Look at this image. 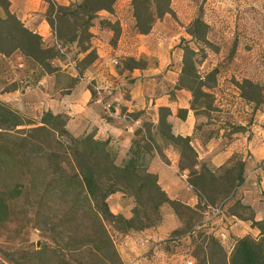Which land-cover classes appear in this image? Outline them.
<instances>
[{
	"label": "trees",
	"instance_id": "1",
	"mask_svg": "<svg viewBox=\"0 0 264 264\" xmlns=\"http://www.w3.org/2000/svg\"><path fill=\"white\" fill-rule=\"evenodd\" d=\"M115 1L80 0L60 5L54 0H46L45 17L59 44L57 47L55 43L45 44L38 33L26 28L10 10L9 0H0V54L7 56L20 51L27 61H32L43 72L51 73L57 69L52 60L62 54L60 49L75 42L78 52L86 51L80 60L86 67L97 56L90 45L89 27L96 12L102 9L111 12ZM131 3L134 28L141 34L149 33L154 20L171 11L169 0H132ZM99 24L111 28L115 34L119 31L117 22L100 20ZM200 25L204 26L198 20L194 22L192 35L199 36ZM193 53L186 50L180 79L185 73L191 75L189 67L193 66ZM137 63L129 57L124 66L132 69L138 67ZM179 81L176 87H184ZM192 90L195 99V90ZM194 104L192 100L193 109ZM184 112L180 110V113ZM169 114L168 107H159L158 121L154 125L144 110L126 113L128 118L142 119L126 159L117 164L116 152L108 139L95 138L92 132L72 135L66 128V114L46 110L35 120L0 100V173L14 172L17 178L0 186V223L9 218L10 202L24 197L36 217L47 215L44 223L50 224L48 237L55 245L33 252L31 257L18 264H123L108 226L126 234L158 225L161 223L160 209L167 203L174 211L184 208L191 213L190 228L200 224L191 222L192 218L201 209L213 207L215 197L233 195L244 181L241 157L234 155L218 168L200 162L190 137L171 132L167 120ZM157 139L178 150L179 169L188 171L187 182L197 196L194 206L168 197L158 184L157 175L148 170V158L153 149L157 150ZM159 153L163 156L161 151ZM115 192L135 198L130 217L110 210L107 198ZM210 196L213 198L208 200ZM234 207L242 211L226 212L248 221L257 234L232 238L229 251L216 235L204 234L198 251L191 255L197 264H264V219L256 220L252 207L241 198L234 202ZM54 211L66 216L64 221L48 220ZM244 211L248 212L247 216Z\"/></svg>",
	"mask_w": 264,
	"mask_h": 264
},
{
	"label": "crops",
	"instance_id": "2",
	"mask_svg": "<svg viewBox=\"0 0 264 264\" xmlns=\"http://www.w3.org/2000/svg\"><path fill=\"white\" fill-rule=\"evenodd\" d=\"M56 1L60 5H67L71 1L80 2ZM9 2L10 10L26 28L38 33L45 44L55 43L59 47L45 17L48 6L46 0ZM116 8L115 12L104 9L96 12L89 31L90 45L97 56L86 66L83 74H79L72 66L71 71L65 69L69 68V54H72L73 63L80 61L86 54V51L78 52L75 42L60 49L65 59L61 61L55 58L53 65L57 69L51 73L43 72L39 66L28 69L27 60L20 51L16 50L7 56L0 54V100L37 118L46 110L54 114H66V128L72 135L92 132L95 138L108 139L116 152L117 164L126 159L134 132L142 119L128 118L126 113L144 110L156 125L158 108L168 107L170 114L167 120L171 132L190 137V144L200 162L218 168L234 155L241 157L245 171L244 181L239 188L242 191L241 200L252 207L256 220L264 219V203L260 202L257 195L264 191V115L257 123L242 119L231 122L241 126L239 131L231 127L232 130L227 129L226 134L223 130L206 134L213 118L196 113L191 107V91L186 87H176L180 69L168 67L169 57L162 56L157 65L141 71L124 66L122 60L133 55L135 28L129 14L120 5V0L116 2ZM100 20L117 22L118 33L115 34L111 28L101 27ZM63 74L68 75L67 80L62 78ZM91 81L95 82L94 94L88 87ZM180 110L185 112L182 114ZM161 154L163 156L155 149L151 151L148 170L157 175V182L168 197L194 206L197 196L187 182L188 171L179 169L178 150L169 144L161 150ZM119 198L115 193L108 197L110 210L130 217L131 213L118 203ZM224 218L230 222L234 238L246 234L256 235L258 232L250 227L248 221L228 213ZM180 224L171 211L164 214L161 223L156 226L120 234L116 248L123 264H182L181 258L190 254L187 253L190 246L185 247L183 244L187 236H170ZM239 225L242 227L241 232L237 231Z\"/></svg>",
	"mask_w": 264,
	"mask_h": 264
},
{
	"label": "rangeland",
	"instance_id": "3",
	"mask_svg": "<svg viewBox=\"0 0 264 264\" xmlns=\"http://www.w3.org/2000/svg\"><path fill=\"white\" fill-rule=\"evenodd\" d=\"M116 2L118 0L115 1L111 12L118 8ZM131 2L132 0H120V5L125 8V13L129 14L134 24ZM71 3L76 2L71 1L69 4ZM169 5L171 11L160 19H155L149 33L133 32L136 44L133 55L130 56L138 62L136 68L140 71L151 68L158 64L160 57L165 56L170 58L168 67H176L181 71L186 50H192L193 66L189 67L191 75L185 73L181 79L179 76L178 81L191 91L195 112L213 118L206 134L219 130L226 134L227 129L231 131L232 128L239 131L242 129L240 125L231 124L237 119L257 123L264 115V0H169ZM67 19L73 21L71 17ZM196 20L204 24L200 25L199 36L191 34V31L195 30ZM64 57L65 55L60 54L57 58L63 61ZM67 59L70 64L69 68L65 69L71 71L72 66L76 71L81 70L79 74H83L86 67L82 62H71L72 54H69ZM128 59L129 57L123 59V63ZM26 64L28 69L37 66L32 61H27ZM62 78L67 80L68 75L63 74ZM94 85V81L88 83L91 92H94ZM190 87L195 90V99ZM22 114L35 120L39 119ZM156 145L157 151L160 152L168 144L157 139ZM15 180L17 178L14 172L0 173V186L4 182ZM239 188L240 186L236 188L233 195L230 193L215 197L213 207L201 209L198 215L192 218L191 222L200 224L190 228L188 220L191 213L188 210L177 208L174 211L171 205H162L161 221L164 214L172 211L181 223L170 236H187L183 244L185 247L190 246L187 251L190 254L181 258L182 264H197L191 255L198 251L204 234L216 235L225 250L229 251L234 236L230 230V222L228 223L224 216L226 211L241 210L233 208L234 202L240 200L242 195ZM121 193L115 192L120 197L118 203L132 215L135 198L130 194ZM257 195L260 202L264 203V191L258 192ZM212 198L207 197L208 200ZM59 208L58 206V211ZM55 212L48 220L55 223L64 221L66 216L61 212H56L58 214L55 215ZM244 215L247 216L248 212L244 211ZM45 216L47 215L41 214L36 217L24 197L10 202L9 218L0 223V264L22 263L31 257L33 252L40 251L45 246L55 247L48 237L50 224L44 223ZM238 227L237 231L241 232L242 227ZM108 228L117 243L120 233L111 226Z\"/></svg>",
	"mask_w": 264,
	"mask_h": 264
}]
</instances>
